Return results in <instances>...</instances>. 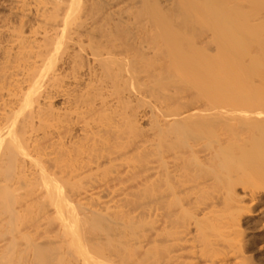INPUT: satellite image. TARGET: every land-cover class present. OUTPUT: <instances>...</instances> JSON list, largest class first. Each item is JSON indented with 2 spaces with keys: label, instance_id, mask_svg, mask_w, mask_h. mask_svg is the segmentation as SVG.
<instances>
[{
  "label": "bare ground",
  "instance_id": "6f19581e",
  "mask_svg": "<svg viewBox=\"0 0 264 264\" xmlns=\"http://www.w3.org/2000/svg\"><path fill=\"white\" fill-rule=\"evenodd\" d=\"M8 4L0 264H248L264 0Z\"/></svg>",
  "mask_w": 264,
  "mask_h": 264
},
{
  "label": "rangeland",
  "instance_id": "374dc122",
  "mask_svg": "<svg viewBox=\"0 0 264 264\" xmlns=\"http://www.w3.org/2000/svg\"><path fill=\"white\" fill-rule=\"evenodd\" d=\"M8 2L9 0H0V14L1 12L3 13L5 9H7V5H9ZM260 205L261 204L257 205L256 207H259ZM255 218H257V216ZM255 218L253 217L247 220L245 219L242 223V229H244V238L246 241V248L244 247L246 249L245 253L249 256L247 257L249 261L246 262H249L248 264H264V226L262 225V221H264V219H257V221ZM245 221L248 223L250 221V223L247 224Z\"/></svg>",
  "mask_w": 264,
  "mask_h": 264
}]
</instances>
